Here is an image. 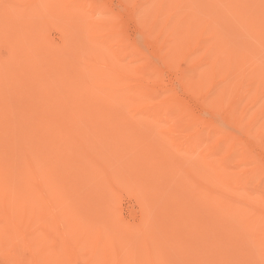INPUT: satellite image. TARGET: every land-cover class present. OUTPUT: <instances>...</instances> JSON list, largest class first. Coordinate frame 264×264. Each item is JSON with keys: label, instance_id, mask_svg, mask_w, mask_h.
Masks as SVG:
<instances>
[{"label": "bare ground", "instance_id": "6f19581e", "mask_svg": "<svg viewBox=\"0 0 264 264\" xmlns=\"http://www.w3.org/2000/svg\"><path fill=\"white\" fill-rule=\"evenodd\" d=\"M153 3L147 34L158 42L167 33L173 51L183 40L191 46L190 1ZM117 16L100 0H0L5 260L264 264V191L251 185L264 180V167L241 169L246 155L223 128L211 121L197 127L177 98H160L147 83L156 81L148 56L121 46ZM219 52L230 66L239 59ZM194 69L186 65L183 74L196 77L193 88L211 105V66L197 82ZM238 125L251 138L262 133ZM124 192L138 201L137 221L119 213Z\"/></svg>", "mask_w": 264, "mask_h": 264}, {"label": "rangeland", "instance_id": "374dc122", "mask_svg": "<svg viewBox=\"0 0 264 264\" xmlns=\"http://www.w3.org/2000/svg\"><path fill=\"white\" fill-rule=\"evenodd\" d=\"M189 1L191 7L188 4L184 10L193 12L186 21L189 27H194L192 44L187 47L186 40H183L182 49L173 51L169 43L171 37H167V42L164 40L167 33L158 42L155 34H147L154 17L152 0H100L108 13L118 15L121 46L129 51L136 45L148 56L156 81L150 77L147 83L156 92H163L160 98L168 95L173 100L177 98L185 105L197 127L211 121V125L223 128L224 135L233 142L237 153H243V157L246 155L241 169H254L255 165L264 167V86L260 78L264 75V14H256L261 11L264 13V0H212L217 3L216 6L213 4L214 9L208 3L210 0ZM246 16L249 18L247 23L251 24L244 26L242 22L246 21ZM201 19L202 22L196 25L195 21ZM206 20L211 21V28L206 25ZM254 25L258 34L251 30ZM49 31L51 39L57 40V31ZM214 40H218L216 44H213ZM219 49L225 55L230 51L239 59H234L236 62L230 66L221 60L226 57L218 53ZM241 55L245 58L240 59ZM169 57L173 61H168ZM192 64L196 73H199L196 82L211 66V105L204 102L209 100L204 93L193 88L196 77L189 78L183 74V68ZM258 64L263 67L259 72L256 70ZM141 67L145 68V65ZM222 88L226 90L220 95ZM238 123L252 126L255 130L259 127L262 133L251 138ZM251 185L264 191L263 178L256 177ZM117 206L125 220L139 219L140 207L131 195L121 193ZM5 261L0 251V264H11Z\"/></svg>", "mask_w": 264, "mask_h": 264}]
</instances>
